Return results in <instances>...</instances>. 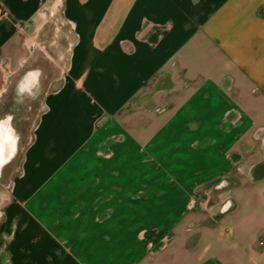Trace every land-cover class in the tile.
Wrapping results in <instances>:
<instances>
[{
  "label": "crops",
  "instance_id": "1",
  "mask_svg": "<svg viewBox=\"0 0 264 264\" xmlns=\"http://www.w3.org/2000/svg\"><path fill=\"white\" fill-rule=\"evenodd\" d=\"M0 7V91L37 50L56 73L0 264H264V0Z\"/></svg>",
  "mask_w": 264,
  "mask_h": 264
},
{
  "label": "water",
  "instance_id": "2",
  "mask_svg": "<svg viewBox=\"0 0 264 264\" xmlns=\"http://www.w3.org/2000/svg\"><path fill=\"white\" fill-rule=\"evenodd\" d=\"M52 67L47 53L37 50L0 91V197L3 190L10 187V176L19 170L31 141V131L43 110L54 77ZM226 185L220 182L215 189L223 190ZM231 208L232 202L226 201L219 215Z\"/></svg>",
  "mask_w": 264,
  "mask_h": 264
},
{
  "label": "rangeland",
  "instance_id": "3",
  "mask_svg": "<svg viewBox=\"0 0 264 264\" xmlns=\"http://www.w3.org/2000/svg\"><path fill=\"white\" fill-rule=\"evenodd\" d=\"M61 12H62V6H60L59 8H58V11H57V14L58 15H60L61 14ZM51 30H49L50 32H51V35H52V37L53 36H55L56 35V29H57V26H55L56 24H57V22L55 21V22H53V21H51ZM67 32H68V29L65 27V28H61V30H60V35L63 37L64 35H67ZM65 47H66V43H65V41H64V39L63 40H61L60 41V43H59V46L57 47H53L54 48V50L55 51H61L62 49H65ZM46 52H47V55L49 56V58L51 59V61H52V63H53V71H54V76L56 75V73H55V69H54V65H55V62H54V59H55V57H54V55H53V53H51V52H48L47 50H46ZM58 55V53H55V56H57ZM54 78V77H53ZM53 81V80H52ZM52 89V85L50 86V88H49V91ZM48 91V92H49ZM33 131V130H32ZM32 131H31V134H32ZM145 156H147L148 157V154L147 153H145ZM19 171V170H18ZM18 171H15L14 173H12L11 174V176H10V180H12V177L16 174V173H18ZM8 191H9V188H5L4 190H3V192H2V195H1V197H0V206L2 205V203H3V198H4V195H6L7 193H8Z\"/></svg>",
  "mask_w": 264,
  "mask_h": 264
},
{
  "label": "trees",
  "instance_id": "4",
  "mask_svg": "<svg viewBox=\"0 0 264 264\" xmlns=\"http://www.w3.org/2000/svg\"><path fill=\"white\" fill-rule=\"evenodd\" d=\"M264 175V164H259L257 166H255L253 168V177L255 180H259L263 177ZM220 180H216L214 182H212L211 184H209V187L214 186L215 184H217Z\"/></svg>",
  "mask_w": 264,
  "mask_h": 264
},
{
  "label": "built area",
  "instance_id": "5",
  "mask_svg": "<svg viewBox=\"0 0 264 264\" xmlns=\"http://www.w3.org/2000/svg\"><path fill=\"white\" fill-rule=\"evenodd\" d=\"M4 15L3 9L0 7V18Z\"/></svg>",
  "mask_w": 264,
  "mask_h": 264
},
{
  "label": "bare ground",
  "instance_id": "6",
  "mask_svg": "<svg viewBox=\"0 0 264 264\" xmlns=\"http://www.w3.org/2000/svg\"><path fill=\"white\" fill-rule=\"evenodd\" d=\"M60 3V0H57V4Z\"/></svg>",
  "mask_w": 264,
  "mask_h": 264
}]
</instances>
